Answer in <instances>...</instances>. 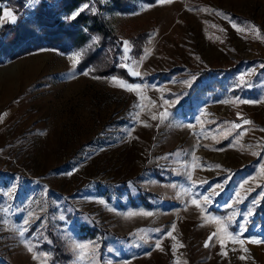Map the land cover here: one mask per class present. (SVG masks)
<instances>
[{
  "label": "rangeland",
  "instance_id": "374dc122",
  "mask_svg": "<svg viewBox=\"0 0 264 264\" xmlns=\"http://www.w3.org/2000/svg\"><path fill=\"white\" fill-rule=\"evenodd\" d=\"M37 2L23 0L24 18ZM128 4L84 1L65 16L101 15L133 81L76 69L94 34L69 52L1 58L0 264H264L251 242L264 240V0Z\"/></svg>",
  "mask_w": 264,
  "mask_h": 264
},
{
  "label": "trees",
  "instance_id": "16d2710c",
  "mask_svg": "<svg viewBox=\"0 0 264 264\" xmlns=\"http://www.w3.org/2000/svg\"><path fill=\"white\" fill-rule=\"evenodd\" d=\"M84 1L90 3V0H38L32 9L31 17L24 18L23 0H0L17 14L13 24L4 23L0 26V62L1 58L14 59L42 47L58 52H69L84 46L88 42V37L94 34L99 48L90 43L81 53L76 69L78 71L87 69L91 74L98 76L114 75L124 80H135L127 74L125 69L114 65V56L118 53L116 36L101 15L89 11L87 8L75 15L74 18L68 19L65 16ZM108 1L116 10L127 11L129 8L130 0ZM142 1L152 3L154 0ZM145 36L144 32H137L130 36L133 41L132 54L134 56L138 54L139 46L143 43ZM262 64L264 65V61ZM234 68L235 65H231L226 69L196 70L194 72L196 79H200L213 72L221 74L232 72ZM167 72H157L156 76H162ZM211 90V87L207 85L197 86V89L193 88L190 94L194 92H196L195 94L206 93ZM231 93L235 94L236 90ZM139 199L144 203L147 197L142 194ZM263 214L264 199L261 200L256 210L257 216ZM78 231L80 237L93 236V232L84 226H80ZM58 249L56 247L53 250V252L55 251L53 260L63 258ZM53 260L51 262L56 263Z\"/></svg>",
  "mask_w": 264,
  "mask_h": 264
},
{
  "label": "snow or ice",
  "instance_id": "6c2138e0",
  "mask_svg": "<svg viewBox=\"0 0 264 264\" xmlns=\"http://www.w3.org/2000/svg\"><path fill=\"white\" fill-rule=\"evenodd\" d=\"M85 7H86V6H85ZM0 11H3V16H4L5 18H8V19H10L12 22H15V19H16V18H15V16H14L10 11H7V10H0ZM219 14H220V15H223V13H219ZM73 18H74V17H73ZM233 27H236V25L234 24ZM238 30H239V29H238ZM256 31L259 32V29H256ZM122 43H123L124 46H127L129 42H128V41H123ZM80 55H81V53L77 52V53L72 57L73 65H75V64L78 62ZM134 74H135V75H139V73H134ZM82 75L87 76V75H89V72L86 71V72L82 73ZM128 90H132V89L129 88ZM243 102H247V101H243ZM153 118H155V117H153ZM244 123L248 124V123H251V121H247V120H245ZM208 199H209V197H204V200H205V201H207ZM192 202H193L194 204H196V200H195V199H194ZM197 206L199 207V205H197ZM149 214H150V213H149ZM129 215H133V214L130 213ZM216 222H217V223H221L219 220H217ZM24 223L27 224L28 221L25 220ZM173 228H174V226H173ZM20 234L23 235V230L21 231ZM168 235H171V233H168ZM215 235H216V233H213L212 235H210L209 238H208V240L211 241ZM230 238H231V237H230ZM251 242H252V243L261 244V243H264V240H252ZM241 243H243V241H241ZM209 246H210V245H209V242H206V243H205V247H209ZM79 247L83 248L84 246H83V245H80ZM157 247H159V244H157ZM31 250H32V249L29 247V251H31ZM245 251H247V250L245 249ZM33 258L35 259V256H34ZM240 259H245V257H244V256H241Z\"/></svg>",
  "mask_w": 264,
  "mask_h": 264
}]
</instances>
